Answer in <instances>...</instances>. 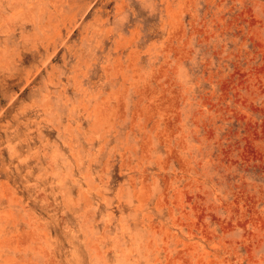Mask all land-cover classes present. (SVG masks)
Segmentation results:
<instances>
[{
	"label": "rangeland",
	"instance_id": "374dc122",
	"mask_svg": "<svg viewBox=\"0 0 264 264\" xmlns=\"http://www.w3.org/2000/svg\"><path fill=\"white\" fill-rule=\"evenodd\" d=\"M0 264H264V0H0Z\"/></svg>",
	"mask_w": 264,
	"mask_h": 264
}]
</instances>
